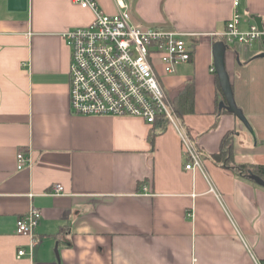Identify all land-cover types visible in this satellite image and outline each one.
Returning <instances> with one entry per match:
<instances>
[{
  "label": "crops",
  "instance_id": "obj_1",
  "mask_svg": "<svg viewBox=\"0 0 264 264\" xmlns=\"http://www.w3.org/2000/svg\"><path fill=\"white\" fill-rule=\"evenodd\" d=\"M96 2L106 13L123 4L134 26L184 34L190 60L165 73L156 59V70L173 106L180 88L193 84V111L176 113L202 166L184 168L173 127L151 142L152 124L140 117L70 112V49L60 32L89 23L90 9L27 0L22 10L0 0V264L263 263L264 178L248 167L235 175L210 154L226 136L231 165L264 164V38L224 53L251 132L224 107L213 65L232 0ZM236 10L242 27L264 24V0H239ZM19 151L30 160L20 169ZM31 207L41 211L32 237L15 225Z\"/></svg>",
  "mask_w": 264,
  "mask_h": 264
},
{
  "label": "built area",
  "instance_id": "obj_2",
  "mask_svg": "<svg viewBox=\"0 0 264 264\" xmlns=\"http://www.w3.org/2000/svg\"><path fill=\"white\" fill-rule=\"evenodd\" d=\"M78 6L91 10L93 18L84 25L60 32L70 49L68 106L73 114L140 117L152 124L164 116L180 138L187 170L202 166V158L165 93L156 70V59L165 73L179 63L190 60L192 47L183 33L157 27L134 26L127 8L119 4L114 13L104 12L96 0H73ZM234 11L226 22L222 36L225 47L234 43H251L264 37V24L241 26L236 10L239 0H232ZM16 167L29 165V157L19 151ZM62 186L54 184L53 193ZM209 191L214 193L210 185ZM41 211L31 207L15 221L16 232L32 237ZM25 250H17V256ZM264 264V262H259Z\"/></svg>",
  "mask_w": 264,
  "mask_h": 264
},
{
  "label": "trees",
  "instance_id": "obj_3",
  "mask_svg": "<svg viewBox=\"0 0 264 264\" xmlns=\"http://www.w3.org/2000/svg\"><path fill=\"white\" fill-rule=\"evenodd\" d=\"M175 112L179 115L183 113L192 112L193 111V84L192 82L185 83L178 93L176 100L174 102ZM176 113V114H177ZM168 125V121L164 116H157L152 123V127L149 129L148 139L153 142V138L159 131L165 129ZM228 138L224 136L221 147L218 152L210 154V158L215 162L221 165L224 168H229L235 175L242 176L247 167L251 169L252 172L264 178V164H238L231 165V148L228 145Z\"/></svg>",
  "mask_w": 264,
  "mask_h": 264
},
{
  "label": "water",
  "instance_id": "obj_4",
  "mask_svg": "<svg viewBox=\"0 0 264 264\" xmlns=\"http://www.w3.org/2000/svg\"><path fill=\"white\" fill-rule=\"evenodd\" d=\"M8 2L10 8H16L22 10H24L27 5V0H8ZM212 53H213L214 69L217 74L219 85L221 87V90L225 98L224 107L228 109L230 112H232L235 116H237L240 120H242V122L246 125V127L252 132V128L250 124L247 122L241 109L236 105L234 101L233 91L224 64L225 44L223 42L214 43ZM251 176L261 180L255 174L251 173ZM258 183L264 184V182H258Z\"/></svg>",
  "mask_w": 264,
  "mask_h": 264
}]
</instances>
